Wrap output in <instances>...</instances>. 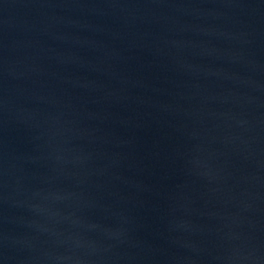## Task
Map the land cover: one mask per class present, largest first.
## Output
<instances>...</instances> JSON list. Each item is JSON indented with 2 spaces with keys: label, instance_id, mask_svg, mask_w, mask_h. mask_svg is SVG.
<instances>
[{
  "label": "water",
  "instance_id": "water-1",
  "mask_svg": "<svg viewBox=\"0 0 264 264\" xmlns=\"http://www.w3.org/2000/svg\"><path fill=\"white\" fill-rule=\"evenodd\" d=\"M0 264H264V0H0Z\"/></svg>",
  "mask_w": 264,
  "mask_h": 264
}]
</instances>
